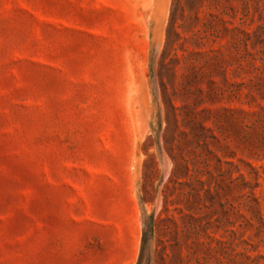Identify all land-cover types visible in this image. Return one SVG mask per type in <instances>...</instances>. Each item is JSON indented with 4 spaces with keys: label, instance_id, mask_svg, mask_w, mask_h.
Listing matches in <instances>:
<instances>
[{
    "label": "rangeland",
    "instance_id": "1",
    "mask_svg": "<svg viewBox=\"0 0 264 264\" xmlns=\"http://www.w3.org/2000/svg\"><path fill=\"white\" fill-rule=\"evenodd\" d=\"M0 264H264V0H0Z\"/></svg>",
    "mask_w": 264,
    "mask_h": 264
},
{
    "label": "trees",
    "instance_id": "2",
    "mask_svg": "<svg viewBox=\"0 0 264 264\" xmlns=\"http://www.w3.org/2000/svg\"><path fill=\"white\" fill-rule=\"evenodd\" d=\"M168 42H169V41H168ZM151 72H152V75L155 74V69H154L153 59H152V64H151ZM159 129H160V127H159ZM151 220H152V219H151ZM151 228H153V225L151 226ZM145 243H146V231L144 232V236H143V244H142V249H141L142 252H143V250H144V245H145Z\"/></svg>",
    "mask_w": 264,
    "mask_h": 264
},
{
    "label": "water",
    "instance_id": "3",
    "mask_svg": "<svg viewBox=\"0 0 264 264\" xmlns=\"http://www.w3.org/2000/svg\"><path fill=\"white\" fill-rule=\"evenodd\" d=\"M169 162L165 156H163V175H166L168 172Z\"/></svg>",
    "mask_w": 264,
    "mask_h": 264
}]
</instances>
